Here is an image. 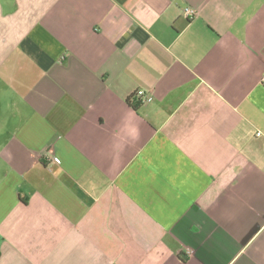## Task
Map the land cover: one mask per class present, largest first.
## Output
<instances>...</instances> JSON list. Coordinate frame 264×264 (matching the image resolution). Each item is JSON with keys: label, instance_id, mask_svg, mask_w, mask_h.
<instances>
[{"label": "crops", "instance_id": "1", "mask_svg": "<svg viewBox=\"0 0 264 264\" xmlns=\"http://www.w3.org/2000/svg\"><path fill=\"white\" fill-rule=\"evenodd\" d=\"M0 264H264V0H0Z\"/></svg>", "mask_w": 264, "mask_h": 264}, {"label": "built area", "instance_id": "2", "mask_svg": "<svg viewBox=\"0 0 264 264\" xmlns=\"http://www.w3.org/2000/svg\"><path fill=\"white\" fill-rule=\"evenodd\" d=\"M185 16L191 18H194L197 15V11L192 7H186L184 9ZM135 97H137L142 103H148L152 99V93L147 92L144 89H138ZM52 160L54 162H59L60 159L58 157H52Z\"/></svg>", "mask_w": 264, "mask_h": 264}]
</instances>
